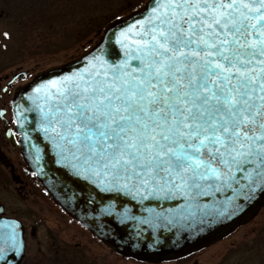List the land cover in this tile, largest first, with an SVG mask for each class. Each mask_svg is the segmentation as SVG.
<instances>
[{"label":"snow or ice","instance_id":"1","mask_svg":"<svg viewBox=\"0 0 264 264\" xmlns=\"http://www.w3.org/2000/svg\"><path fill=\"white\" fill-rule=\"evenodd\" d=\"M84 59L29 96L71 175L173 203L144 223L218 215L264 189V0H147ZM0 228V258L20 253L17 222Z\"/></svg>","mask_w":264,"mask_h":264},{"label":"rangeland","instance_id":"2","mask_svg":"<svg viewBox=\"0 0 264 264\" xmlns=\"http://www.w3.org/2000/svg\"><path fill=\"white\" fill-rule=\"evenodd\" d=\"M146 1L0 2V81L3 83L5 75L9 77L19 69L27 70L31 78L69 62L95 44L108 23L130 14ZM34 201L40 212L46 209L50 215L33 225L28 237L38 264H264V206L251 220L206 248L181 259L151 262L118 253L71 221L68 213L62 221L56 220L55 213L40 205L36 195Z\"/></svg>","mask_w":264,"mask_h":264},{"label":"water","instance_id":"3","mask_svg":"<svg viewBox=\"0 0 264 264\" xmlns=\"http://www.w3.org/2000/svg\"><path fill=\"white\" fill-rule=\"evenodd\" d=\"M142 8L111 22L102 32L100 40L77 58L36 74L15 92L12 109L16 128L20 132L21 151L37 177L56 200L81 224L116 251L138 260L161 262L198 251L251 220L264 206V189H257L248 199L236 198L234 204H239L238 208L230 206L218 215L213 213L198 216L196 220L189 219L177 223H169L163 218L144 223L137 218H148L150 213L146 209L155 213L172 207L173 203L155 199L140 201L118 192L103 191L71 175L68 169L56 163L57 157L50 141L37 126L38 110L29 99L32 89L38 84L85 64L84 57L96 49L102 38L111 37L117 28L138 18ZM103 42L106 47L110 46L112 55L109 58H119L121 53L114 37ZM25 72L22 70L16 73L10 82L20 75L25 76ZM231 195L230 191L218 194L219 204L223 207L224 197ZM109 204L111 208L107 207ZM0 231L6 229L0 228ZM17 234L22 240L21 252L9 260L13 262L11 264H16L22 256L21 226L17 228ZM3 258L7 259L8 256ZM3 263L8 261L3 260Z\"/></svg>","mask_w":264,"mask_h":264},{"label":"flooded vegetation","instance_id":"4","mask_svg":"<svg viewBox=\"0 0 264 264\" xmlns=\"http://www.w3.org/2000/svg\"><path fill=\"white\" fill-rule=\"evenodd\" d=\"M23 83L25 81L21 82L20 79L12 84H8L7 78L3 83L0 81V188L3 189L0 191V217H13L22 223L25 238L24 252L17 264H38L34 262V252L29 248L28 237L33 225L39 224L41 220H45L50 215L46 209L40 212L34 201L35 195L40 198V205L49 207L55 213L56 220L62 221L63 215L67 212L38 181L24 160L19 145L13 142V139H18V133L14 127L11 101L15 90ZM69 218L74 221L71 216ZM37 250L40 252L42 249L37 246ZM16 255L15 250L7 252L5 256L8 258H0V264H4L3 260L8 261L5 264L13 263L9 260L14 259Z\"/></svg>","mask_w":264,"mask_h":264},{"label":"trees","instance_id":"5","mask_svg":"<svg viewBox=\"0 0 264 264\" xmlns=\"http://www.w3.org/2000/svg\"><path fill=\"white\" fill-rule=\"evenodd\" d=\"M8 0H0V2H4V3H7Z\"/></svg>","mask_w":264,"mask_h":264}]
</instances>
